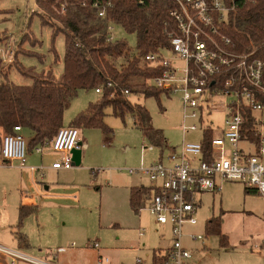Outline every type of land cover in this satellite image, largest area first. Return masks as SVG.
I'll return each mask as SVG.
<instances>
[{"label":"rangeland","instance_id":"rangeland-1","mask_svg":"<svg viewBox=\"0 0 264 264\" xmlns=\"http://www.w3.org/2000/svg\"><path fill=\"white\" fill-rule=\"evenodd\" d=\"M37 11L35 0H0V47L5 51L11 47L13 57L17 54L15 61L1 64V68L2 73L17 85L31 83L30 77L20 73V70H26L24 68L37 74L51 71L56 79L63 71L64 37L59 34L53 42L58 57L55 62L50 52L52 30L41 24ZM53 24L61 28L56 21ZM113 35L114 40H123L130 52L136 53L135 34L115 26ZM26 52L33 55L22 54ZM122 63L121 60L116 62L118 66ZM99 99L100 95L94 90L78 91L64 112V125L69 126L79 112ZM127 99L143 106L149 113L151 126L161 130L165 137L167 148L154 147L144 152L145 165L155 162L161 151L166 155L168 148L200 140L199 131L183 132L182 109L177 96L161 93L158 98H144L131 93ZM104 115L103 122L112 132L105 134L98 128L81 130L78 139L87 143L89 148L81 149L83 154L79 165L52 176L48 170L54 156L43 158L44 176L36 175L35 181L45 194H63L64 198L43 197L35 189L27 188V176L16 167H0L2 246L44 258L55 255L58 247H70L66 252L56 254L55 259L50 258L54 264H97L98 252L92 247L94 243L105 250L101 253L109 260L106 264H139L138 259L140 264H152L153 253L161 255L169 246L168 226H157L145 206L134 214L125 194L116 190V186L134 177L126 170L140 166L142 149L150 147V143L134 126L131 115L116 117L110 108L105 109ZM209 118L215 127L222 128V114L215 112ZM26 133L23 132L24 138L29 144ZM27 157V166L40 165L39 156ZM44 185L49 188L47 191ZM244 189L239 182H226L218 193L197 196L199 206L195 217L198 223L186 226L185 232L200 234L203 240L191 242L183 238L192 250L191 264H262L264 197L258 193H245ZM24 198H33L36 211L27 216L18 229V208L24 205ZM218 217L221 218V233L227 237V247H222L218 237L206 231V223ZM140 230L144 231L142 237L139 236ZM16 233L26 236L31 246L29 249L18 248ZM0 264H10V261L0 258ZM16 264L29 263L18 261Z\"/></svg>","mask_w":264,"mask_h":264},{"label":"built area","instance_id":"built-area-1","mask_svg":"<svg viewBox=\"0 0 264 264\" xmlns=\"http://www.w3.org/2000/svg\"><path fill=\"white\" fill-rule=\"evenodd\" d=\"M78 6L92 10L104 19L113 7V0H74ZM142 5L147 0H134ZM255 0H173L175 7L164 21L162 33L168 41L156 51L142 57V63L156 76L147 78V87L160 90L168 96H177L182 109V130L199 131L196 143L183 142L161 151L159 159L127 169L129 175L146 176L151 195L145 209L157 226H168L169 246L162 251V264H191L192 250L183 238L202 241L200 234L185 232L186 226H195L199 201L204 193L220 192L222 184L239 182L264 197V44L238 47L224 32L223 26L234 18L241 3ZM68 0H55L53 10L65 15ZM114 25L108 26V40L113 41ZM0 47L1 64L12 63L11 47ZM167 53V55H166ZM112 87L111 82L106 83ZM102 88L94 89L96 94ZM127 98L130 93L124 91ZM222 114L221 127L214 125L210 114ZM249 121L251 127H246ZM190 122L189 125H186ZM219 133V136H215ZM252 133L253 138L243 137ZM210 134V137H206ZM79 131L71 126L61 127L53 139L32 150L22 135V128L14 126L4 135L0 147V167H13L27 177L44 176L43 165L27 166V155H41L45 148L61 155L50 166L52 170L73 168L71 152L78 146ZM166 147L164 143L162 149ZM153 146L142 149V155ZM167 148V147H166ZM75 198V196H73ZM143 230L139 231L142 237ZM97 251L99 244L92 246ZM264 248V246H263ZM58 248L56 253L64 252ZM0 258L29 264H54L27 255L20 250L0 244ZM109 260L98 256L97 264ZM137 263H141L138 259ZM264 264V256L262 259Z\"/></svg>","mask_w":264,"mask_h":264},{"label":"trees","instance_id":"trees-1","mask_svg":"<svg viewBox=\"0 0 264 264\" xmlns=\"http://www.w3.org/2000/svg\"><path fill=\"white\" fill-rule=\"evenodd\" d=\"M209 1V0H207ZM37 16L41 24L52 30V47L55 62L58 57L53 48L55 37H64L63 71L59 79L52 72L37 74L30 70H20L31 79L29 85H17L2 73L0 58V147L2 137L10 134L14 126L29 130L33 137L29 142L32 150L38 145L53 139L58 129L63 127L64 112L70 100L80 90L102 88L100 99L79 112L69 124L78 131L98 128L105 134L112 131L103 122L104 111L110 108L114 116L124 117L129 114L133 124L151 146L162 148L165 137L161 130L150 124L148 111L139 104H132L123 94L141 95L144 98L156 97L163 93L147 87L144 81L156 76L142 63V57L167 46L168 41L162 33L164 21L175 7L173 0H147L139 5L134 0H113V7L107 11L104 19L96 17L92 10L78 6L74 0H68L65 15L56 14L52 7L55 0H35ZM48 16V18H46ZM56 21L61 28L53 24ZM113 24L125 32L135 34L136 53L132 54L123 40H108V26ZM224 32L240 48L246 49L264 44V0L253 3H241L234 18L223 26ZM28 37L29 35L26 34ZM25 38V37H24ZM1 41V40H0ZM24 42H21V44ZM32 56L30 52L22 53ZM17 54L14 56V60ZM123 62L119 66L117 61ZM111 82L112 87L106 83ZM246 127H251L249 121ZM253 138L252 133L243 137ZM210 137V134H206ZM151 188L136 187L129 190L128 203L134 214H138L151 195ZM245 193H256L244 189ZM36 211L35 206L20 205L18 208L17 228L22 227L23 220ZM208 234L218 237L222 247L228 246L227 237L221 233V218H213L206 223ZM18 248H28L24 234H15ZM162 253L154 252L152 264H162Z\"/></svg>","mask_w":264,"mask_h":264},{"label":"crops","instance_id":"crops-1","mask_svg":"<svg viewBox=\"0 0 264 264\" xmlns=\"http://www.w3.org/2000/svg\"><path fill=\"white\" fill-rule=\"evenodd\" d=\"M63 127H67V126H65L64 123H63ZM23 132H27L28 133V135H27V133H26V135L28 136L29 142H30L31 139H32V137H33L32 133L29 130L24 129V128L22 129V135L24 136ZM79 133L81 134L82 131L80 130ZM78 143L81 144V146L78 148V150L80 151L79 152V155L78 156L76 155L75 160H72V154H71V160H72L73 167L79 165L80 162H81V158H82V154H83L81 149L83 148L85 150V149H88L89 148V145L87 143H85L82 139L79 140ZM28 155L30 156V155H37V154H35L33 152H30ZM143 155H144V153H143ZM143 155H142L141 164L145 165L144 162H143V160H144V156ZM37 156L40 157V162H41L40 165H43V158L46 157V156H50V157L54 156L52 158V161L50 162V164H52L53 162L59 161V159L61 158V155L52 152L49 148H45L44 151H43V153L41 155H37ZM152 163H154V162H152ZM50 164H48V165H50ZM30 166H33V165H30ZM145 166H147V165H145ZM13 167H16L17 168L16 164H14ZM48 171L51 173L52 176L53 175L57 176L60 172H64V170H57L56 171V170H52V169H49ZM131 176H134V177H131L128 181H126V182H124V183L116 186L117 187L116 190L118 192H120L121 194H123V193L125 194V197L127 199V202H128V198H129V190L131 188H136V187H140V186L151 188L150 182H149V180H148V178L146 176H142V175H131ZM26 179L29 181L27 183V186H28L27 188L30 189V190H34L35 189V191L38 192L39 195H41L43 197H46V198H50V197H52V198H55V197H57V198H64V195L63 194H61V195H59V194H50V195L49 194L48 195L45 194L42 190H40V185H38V183L35 181V179L33 178L32 175H30V177H27ZM44 189H45V191H47L49 188L44 185ZM22 203H24L25 206H33L34 205L33 204V198H24L23 201H22ZM128 205H129V203H128ZM184 244L187 247V243H184ZM28 245L29 246L26 249H29L31 247L29 243H28ZM17 246H18V244H17ZM58 248H64L65 250H69L70 249V247H66L67 249L65 247H58ZM102 251L105 253V250H102V249H100L99 251H97L98 252L97 257L100 256V255H102V256L104 255V253H101ZM62 253H64V252H62ZM56 254H60V253H56ZM56 254L53 255V256H51V255L50 256L53 257V259H55L56 256H57ZM46 255L48 256L49 254H46ZM32 256H34L35 258H38V259H42V260H46V261L51 262L50 261V258L51 257H49V258L45 257L44 258V257L38 256L37 254H33V253H32Z\"/></svg>","mask_w":264,"mask_h":264},{"label":"water","instance_id":"water-1","mask_svg":"<svg viewBox=\"0 0 264 264\" xmlns=\"http://www.w3.org/2000/svg\"><path fill=\"white\" fill-rule=\"evenodd\" d=\"M77 146H78V147H77L76 149L72 150V152H71V154H72V160H75L76 155H77V156L79 155V152H80V151L78 150V148L81 146V144L78 143Z\"/></svg>","mask_w":264,"mask_h":264}]
</instances>
